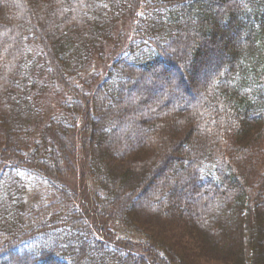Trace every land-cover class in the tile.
<instances>
[{
  "label": "trees",
  "instance_id": "16d2710c",
  "mask_svg": "<svg viewBox=\"0 0 264 264\" xmlns=\"http://www.w3.org/2000/svg\"><path fill=\"white\" fill-rule=\"evenodd\" d=\"M0 264H264V0H0Z\"/></svg>",
  "mask_w": 264,
  "mask_h": 264
},
{
  "label": "rangeland",
  "instance_id": "374dc122",
  "mask_svg": "<svg viewBox=\"0 0 264 264\" xmlns=\"http://www.w3.org/2000/svg\"><path fill=\"white\" fill-rule=\"evenodd\" d=\"M130 31H132V29H130ZM181 70L184 73V75H187V77L189 76V74L187 73V70H186L185 66L182 65ZM175 76H173V77L176 80V77ZM202 76H203V74H202ZM189 98H191L190 95H189ZM86 105H87V102H85V106ZM67 143H69V139H68ZM57 159H58V161L56 162V165L59 166L60 164H62V162H59L60 161L59 158H57ZM176 166H177L176 164L172 166V170H174L175 172L174 171L173 172L172 171L169 172V174L166 177L167 180H173L177 176L176 170H179V169H177ZM91 170H93V173H95V171H94L93 168H91ZM180 171L182 172L183 170L180 169ZM72 177H74V176L72 175L71 177H68V175H66V177H64V179L66 178V180H68V178H69V182H70V179H73ZM77 178L78 179L75 180L76 181L75 184H73L72 186H70L69 183L67 184V181H66V184L70 188V191L69 192L72 193L73 198L75 199V196H76L75 195V192L78 193L77 195H79V197L76 200H74V202H73V203H75V208L76 209L79 208V210H81L82 212H85V211H91L92 212L93 211V214H95L94 213L95 210L102 209L106 205L112 206V204L111 205L108 204V202L105 201V199H103V198H100V200L98 201V203H95L94 196H95V194L97 195V193L101 189L99 188L98 185L94 184V182H93L92 179H88V177H87V178H84L85 180H83V182H82L80 180V172H79V170H78V177ZM84 188H85V192L83 193V191H84L83 189ZM66 192L69 194V196H71V194L68 191H66ZM60 194L61 195H65L62 198H66V196H67L66 193H60ZM143 198H144V196L143 197L141 196L140 198H138L137 200H135V202H133V204H134L133 206L134 207H140L141 204H142V201L144 200ZM69 199H70V197H69ZM95 207H96V209H95ZM52 240H54V238ZM52 240H51V242H52ZM145 240L144 239H142V240L140 239L139 240V243H140V247L141 248H137V249H140V252H139L140 255L147 257L149 255V253L146 251L148 249V247L145 244Z\"/></svg>",
  "mask_w": 264,
  "mask_h": 264
}]
</instances>
